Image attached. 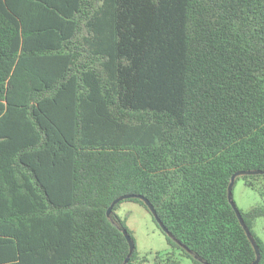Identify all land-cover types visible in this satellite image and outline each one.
I'll return each mask as SVG.
<instances>
[{"label": "trees", "instance_id": "obj_1", "mask_svg": "<svg viewBox=\"0 0 264 264\" xmlns=\"http://www.w3.org/2000/svg\"><path fill=\"white\" fill-rule=\"evenodd\" d=\"M241 170H264V0H0V264H124L123 229L125 264H251ZM240 179L264 264V173ZM127 194L173 237L138 197L108 216ZM126 202L169 249L140 253Z\"/></svg>", "mask_w": 264, "mask_h": 264}, {"label": "rangeland", "instance_id": "obj_2", "mask_svg": "<svg viewBox=\"0 0 264 264\" xmlns=\"http://www.w3.org/2000/svg\"><path fill=\"white\" fill-rule=\"evenodd\" d=\"M234 200L239 209L244 212L262 205V199L259 194L246 186L242 179L238 180L234 187ZM120 214L123 217L126 216L127 226L132 231L138 250L142 255L150 254L149 258H152L157 251L170 248L166 236L161 232L151 214L143 206L136 202H126L122 206ZM255 230L264 239V217L257 219ZM181 258L186 263L191 262L184 256H181Z\"/></svg>", "mask_w": 264, "mask_h": 264}, {"label": "water", "instance_id": "obj_3", "mask_svg": "<svg viewBox=\"0 0 264 264\" xmlns=\"http://www.w3.org/2000/svg\"><path fill=\"white\" fill-rule=\"evenodd\" d=\"M263 173H264V170H241V171H238L235 174H233V176L231 178V182H230L229 187H228V199H229V202L232 205L233 209L235 210V212H236V214H237L242 226L244 227V229H245V231H246L249 239L251 240V242H252V244H253V246L255 248V251H256V259L251 264H259V262L261 260V251H260L259 245L257 244L256 240L254 239L250 229L248 228V226H247V224H246V222L244 220V217H243L239 207L237 206V204H236V202L234 200V186H235V183H236V178L238 176L263 174ZM134 197H138V198L144 200V202L146 203V205L148 206V208L150 209V211L152 212V214L156 218V220L159 223V225L162 228V230L166 234H168L169 236L173 237L172 233L169 231V229L165 226V224L159 218L154 205L151 203V201L148 198H146L143 195L127 194V195L120 196L119 198L115 199L113 201V203L111 204V206L108 208L107 215L108 216L111 215L113 207L117 203H119L120 201H122L124 199L134 198ZM123 233L126 236L127 241L129 243V246H130V252H129V255L127 256V258H126V260L124 262V264H125V263H127L130 260V257L132 255L133 251L135 250L136 245H135V242H134L132 236L129 234V232L126 229H123Z\"/></svg>", "mask_w": 264, "mask_h": 264}]
</instances>
